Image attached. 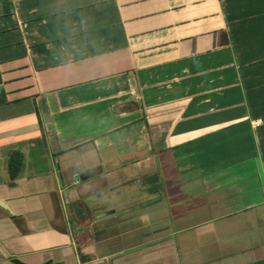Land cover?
Wrapping results in <instances>:
<instances>
[{
    "label": "crops",
    "instance_id": "0c3cea01",
    "mask_svg": "<svg viewBox=\"0 0 264 264\" xmlns=\"http://www.w3.org/2000/svg\"><path fill=\"white\" fill-rule=\"evenodd\" d=\"M0 201V264H264V0H0Z\"/></svg>",
    "mask_w": 264,
    "mask_h": 264
},
{
    "label": "trees",
    "instance_id": "16d2710c",
    "mask_svg": "<svg viewBox=\"0 0 264 264\" xmlns=\"http://www.w3.org/2000/svg\"><path fill=\"white\" fill-rule=\"evenodd\" d=\"M23 160H24V156L21 152H14L11 154L8 167H9L10 177L12 179H16L20 174L23 167V162H24Z\"/></svg>",
    "mask_w": 264,
    "mask_h": 264
},
{
    "label": "water",
    "instance_id": "95a60500",
    "mask_svg": "<svg viewBox=\"0 0 264 264\" xmlns=\"http://www.w3.org/2000/svg\"><path fill=\"white\" fill-rule=\"evenodd\" d=\"M0 205L3 206L4 208H6V205H5L3 202H1V201H0ZM6 209H7V208H6ZM13 262H14L15 264H25V263L21 262V261L18 260V259H14Z\"/></svg>",
    "mask_w": 264,
    "mask_h": 264
}]
</instances>
